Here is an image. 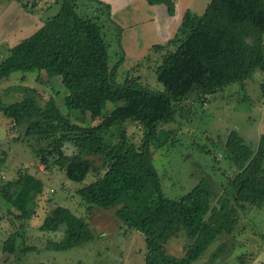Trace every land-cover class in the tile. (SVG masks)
<instances>
[{"label": "trees", "instance_id": "obj_1", "mask_svg": "<svg viewBox=\"0 0 264 264\" xmlns=\"http://www.w3.org/2000/svg\"><path fill=\"white\" fill-rule=\"evenodd\" d=\"M15 1L27 12L35 5ZM60 1L59 10L33 34L0 51V81L16 72H35L36 80L42 82L58 78L65 91V111L54 97L44 100L31 86L24 87L17 101L4 104L0 100V111L14 127L26 124L25 136L47 143L36 149L39 164L56 166L74 182L83 181L89 173L95 176L77 189L87 214L94 209L114 210V217L129 230L141 232L144 264H191L221 233L233 232L238 210L264 206V134L254 149L236 130L227 134L223 152L234 172L215 203L205 177L177 198L166 196L153 166L152 147L169 140L172 130L165 127L175 122L177 112L182 115L183 100L204 103L209 95L251 78L256 71L264 75V0H210L202 14L186 10L174 37L154 44L141 57V62L156 57L155 73L162 91L144 86L132 74L133 67L122 81L117 80L124 51L116 52V60L110 54L102 24V16L110 15L107 4ZM83 1L91 4L92 16L78 14ZM146 1L163 3L170 14L174 12L173 0ZM259 89L264 99V80ZM76 111L82 119L89 114L96 124L72 122L71 112ZM129 121L142 129L138 144L129 140ZM68 142L75 146L72 154L64 150ZM42 191V181L20 169L16 178L0 184V201L8 214H14L12 209L18 212L15 220H28ZM62 226V237L48 240L47 249H71L102 235L84 217L56 204L40 229L54 232ZM181 233L187 244L180 254H173L167 241ZM15 240L16 234H9L2 250L12 254Z\"/></svg>", "mask_w": 264, "mask_h": 264}, {"label": "rangeland", "instance_id": "obj_2", "mask_svg": "<svg viewBox=\"0 0 264 264\" xmlns=\"http://www.w3.org/2000/svg\"><path fill=\"white\" fill-rule=\"evenodd\" d=\"M29 2H37L32 11L46 18L54 15L61 3L60 0ZM139 3L140 0H136L122 11H118L115 18L117 21L103 15V32L111 45L110 54L114 60L117 59L116 52L124 51V60L118 68L117 80L122 81L128 69L133 67L132 74L139 76L144 86L162 91L163 85L158 82L155 73L159 64L156 65V57L142 62V58L137 61L138 57H125L124 43L134 44L130 38L132 31L137 35L139 46H144L148 40L140 31L142 23H138L143 20L142 13L138 10ZM78 5V14L92 16L91 4L83 1ZM6 28V25L0 23L1 37L8 34L9 30ZM22 36L24 38L27 35ZM19 37L21 36L14 41L6 39L5 44H0V51H5L18 41ZM170 47L171 50L174 49ZM137 63L140 64L135 66ZM36 76L35 72H16L1 80L0 100L4 104L17 101L23 97L24 87L31 86L41 93L44 100L50 96L54 97L59 108L65 111L62 101L65 91L60 86L59 79L42 82L37 81ZM263 80L264 75L256 71L251 78L231 83L209 95L204 103L195 102L191 98L181 102L180 105L184 109L182 115L177 112L175 122L165 127L172 130L169 140L161 147H152L153 166L160 176L166 196L177 198L205 177L212 187V202L215 203L223 192V186L234 172L233 165L223 152L227 134L236 130L253 149L256 148L260 135L264 134V99H261L259 89ZM184 114L186 115L183 116ZM70 116L71 121L78 124L97 122L92 121L89 114L82 119L77 111L71 112ZM126 126L129 140L140 143L143 135L141 127L130 121ZM25 127L26 124L19 128L14 127L11 119L0 111V184L16 178L20 169H26L43 183L42 193L35 198V212L28 220H15L14 214L18 212L12 209L14 214H8L0 201V264H144L145 242L141 232L129 230L114 217V210L104 211L99 208L101 210L94 209L91 215L87 214L86 204L77 194V189L88 184L95 176L89 173L83 181L74 182L68 180L56 166L45 168L39 164L36 149L45 147L47 143L39 142L35 137L25 136ZM64 150L67 154H72L75 146L69 142L65 143ZM56 204L67 207L79 217H84L90 223L91 229L102 235L71 249H47L45 243L48 240H59L64 230L63 226L54 232L40 229L44 218ZM238 211L239 221L233 232L221 233L191 264L264 263V206H246ZM11 233L16 234V240L14 252L9 254L2 250V246ZM167 243L171 253L180 254L187 244V239L181 233L169 239ZM29 247H35L37 251H28Z\"/></svg>", "mask_w": 264, "mask_h": 264}, {"label": "crops", "instance_id": "obj_3", "mask_svg": "<svg viewBox=\"0 0 264 264\" xmlns=\"http://www.w3.org/2000/svg\"><path fill=\"white\" fill-rule=\"evenodd\" d=\"M109 6V17L114 20L118 16V11H122L127 5L133 3L136 0H99ZM174 1V12L170 14L168 8L163 3H157L150 5L146 0H140L139 12H141L142 19L138 23H142L140 31L143 32L147 38V43L144 46H139L137 43V35L135 31H132L130 38L133 43H124L125 57L133 56L141 59L154 44H162L172 39L177 32V29L181 23L183 14L186 10H190L196 14H202L210 0H173ZM37 2H34L36 4ZM79 7V5H78ZM117 14V15H116ZM46 17H42L32 12H26L21 4L15 0H0V23L6 25L8 34L6 36H0V44L9 41H14L18 36L17 40L20 41L22 35L33 34L43 24ZM48 18V17H47ZM121 18V15H119ZM137 21V20H136ZM143 21V22H142ZM135 23V22H134ZM132 23V25H134ZM148 36V37H147ZM128 38V37H127ZM129 38V39H130ZM128 40V39H127ZM15 41L13 45L18 43ZM264 42V39H263ZM13 45H10L13 46Z\"/></svg>", "mask_w": 264, "mask_h": 264}]
</instances>
